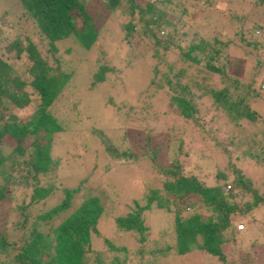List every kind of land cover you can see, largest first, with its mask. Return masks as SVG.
Masks as SVG:
<instances>
[{
  "label": "rangeland",
  "instance_id": "obj_1",
  "mask_svg": "<svg viewBox=\"0 0 264 264\" xmlns=\"http://www.w3.org/2000/svg\"><path fill=\"white\" fill-rule=\"evenodd\" d=\"M135 1L140 6L153 1L164 12L162 16L173 18L182 13L185 5L194 3L192 0H164L163 3L161 0ZM209 1L200 0L204 20H195L196 32L205 38L215 37L221 42H230L227 49L222 48L223 52L226 51L231 59H241L243 66L240 75L236 74L235 77L237 88H232L231 77L223 81L216 74L211 75L212 80L207 86L215 89L226 87L235 96L243 97L255 119L242 118L239 121L241 126L233 127L228 112L208 92L193 86L188 91L189 100L195 108L193 116L186 119L179 115L175 104L166 99V80L171 79L178 64L186 68L183 76L187 77V83L198 71L189 67L174 50L169 53L171 57H167V49L162 50L161 45H154L152 37L143 32L137 9L130 10L126 2H121L106 15L100 34L87 50H82L73 42L71 52L67 54L63 49L71 44L64 40L57 44L56 51L52 53L61 61V69L64 66L70 68L71 65L74 69L65 88L47 108V112L61 126L52 141L54 148H61L64 152L62 162L65 165L53 180L54 183L61 181L59 189L36 204L35 209L24 211L27 226L34 220L35 214L63 198V188L75 187L85 179L79 184L80 190L73 195L68 209L54 217L49 225L39 222V226L42 228L45 225L42 229H47L57 223L66 212L80 203L85 193L102 194L104 213L96 224L98 234L91 235L90 244L97 255L105 254V264H264V202L245 212L244 203L253 199L248 189H240L234 197L227 199L238 208L231 221L242 224L243 231L220 245L222 258L194 249L182 255L174 254L171 251L173 237L169 235L167 238L172 231V213L156 209L153 203L149 210L142 211L140 215L146 228L143 240L138 238V232L117 230L114 223L115 217L133 211L132 199L139 205L144 204L140 200L144 192L156 189L162 196L170 198V194H165L163 184L174 176L159 172L156 166L166 170L173 158L178 159L181 174L193 175L207 185L219 183L225 192H233V169H239L251 182L250 189L264 195V0H211L208 5ZM0 2H4L0 15L5 17L0 24V56L6 58L4 47L15 37H26L47 64L53 65L51 52L45 50L46 41L36 34V27L18 1ZM196 7L192 6V11ZM95 9H100V5L96 3L91 6L92 12ZM127 26L132 28L127 30ZM150 29L159 41L164 39L162 27L158 29L152 25ZM193 29H187L184 36L178 32L171 46L185 48L193 40ZM241 33L243 36H240ZM154 48L156 51L153 52ZM161 50L164 52L163 60L157 58ZM14 51H8V54ZM221 56L218 58L220 63L223 62ZM15 60L16 65L28 62L24 51ZM169 62L172 68L168 71L166 65ZM99 65L110 67V70L105 71L102 80L90 86V75ZM157 69L158 72L154 74ZM161 71L165 72V78L164 74L160 75ZM150 79H159L165 88L163 85L157 87L159 92L151 95L153 86L149 83ZM25 109V113H17L20 120L25 114L32 113L34 107L26 106ZM129 118L134 121L144 118L145 122L129 124ZM125 130L130 132V136L124 135ZM146 135L149 136L148 140L144 138ZM31 137L23 138L21 144L26 145ZM15 142L3 138L0 151L5 153ZM104 143L115 148L116 154L106 153ZM176 147L178 154L171 156L170 149L176 150ZM218 173L226 175V180L217 178ZM227 186H230L229 189ZM17 203L20 204L19 200L14 202ZM179 210L178 214L182 217L193 213L206 217L212 213L200 200L194 207L183 203ZM21 217L19 210H15L7 220ZM14 228L12 222L7 223L8 237L17 243L24 229ZM164 229L166 235L161 237L160 231ZM13 230L15 233L11 234ZM167 244L171 246L167 254L160 256L156 253L159 249H165ZM109 245L115 246V249ZM142 249L151 252L152 256L146 255ZM83 263H90L86 253Z\"/></svg>",
  "mask_w": 264,
  "mask_h": 264
},
{
  "label": "trees",
  "instance_id": "obj_2",
  "mask_svg": "<svg viewBox=\"0 0 264 264\" xmlns=\"http://www.w3.org/2000/svg\"><path fill=\"white\" fill-rule=\"evenodd\" d=\"M17 1L26 16L32 20L36 27V34L46 41L45 50L51 52L54 64H47L45 58L35 50L26 37H15L4 47L7 60L0 56V143L3 138L16 141L5 153L0 151V264H105V254L97 255L90 244L91 235L98 234L96 224L104 213L105 200L102 194L98 196L85 193L80 203L70 212H66L61 220L48 226L47 229H42L45 225H49L59 213L68 209L73 195L80 190L79 184H82L85 179L79 181L75 187L63 188L61 190L64 194L63 198L45 211L35 214L34 220L29 226L26 225L24 211L35 209L36 204L49 196L51 192L59 189L61 181L54 183L55 176L65 165L62 162L65 158L64 152L61 148H54L52 141V137L60 131L61 126L47 112V108L65 88L74 69L72 65L70 68L66 66L64 69L60 68L61 61L59 62V59L53 57L52 54L56 51L57 44L68 40L71 45L63 49L67 54L71 52L73 42H76L82 50H87L100 34L99 31L106 15L121 2H126L130 10L137 9L141 28L144 29L143 32L152 37L154 45H161L162 50L167 49V57H171L169 53L173 50L176 51L189 67L198 71L187 83V77L183 76L186 68H181L182 64H178L171 79H165L166 99L175 104L180 112L179 115L186 119H191L193 116L195 108L189 100L191 97L188 92L193 86L203 92H208L214 101L228 112V119L232 120L233 127L241 126L239 121L242 118L253 121L255 119L253 111L249 109L243 97L235 96V93H231L226 87L215 89L216 87H210L207 84L212 80L211 75L216 74L223 81L231 77L232 88H237L235 77L236 74L240 75L239 71L242 69L243 61L231 59L226 51L223 52L222 48L227 49L230 42H221L215 37L205 38L196 32L195 20L201 22L204 17L203 8H200V0H192L194 3L185 5L186 7L181 9L183 14L180 13L177 18L162 16L164 12L157 8L153 1H147L142 6L138 5L135 0ZM95 2L100 5V9L92 12L91 6L96 4ZM161 2L163 3L164 0ZM3 3L0 2V7L4 6ZM210 3L211 0L208 5ZM194 5L197 7L192 11ZM206 10L209 11L210 8ZM144 15L148 17H143ZM191 15L192 19H189ZM4 19L5 17L0 15V24L4 22ZM152 25L155 28L164 29L162 41H159L150 29ZM1 27L2 25L0 29ZM191 27L194 28L191 31L193 40L185 48L179 45L171 46L178 32L184 36L187 29L190 30ZM131 28L132 26H127V30ZM240 36H243L242 33ZM8 51L15 53L8 54ZM22 51L26 53L28 62L25 65H16L15 59ZM221 52L224 53L223 56ZM159 55L157 58L163 60L164 52L162 51ZM219 56L223 60L222 63L218 61ZM171 68V62H169L166 69L169 71ZM107 70H110V67L99 65L90 75L89 85L92 86L95 81L102 80ZM158 70L154 71V74ZM162 74L165 78V72L161 71L160 75ZM154 80L150 79L151 82H149L153 86L151 95L157 93V87L163 85L165 88L159 79ZM183 81L184 83H181ZM155 104L156 101L153 106ZM26 106L34 107L33 112L29 115L23 114L24 117L20 120L17 113H25ZM127 120L129 124L145 122L144 118L135 119V121L132 118ZM262 127L264 136V120ZM129 133L127 130L124 131V135L130 136ZM30 136L32 137L29 142L22 145V139ZM144 138L148 140L149 136L146 135ZM103 145L106 153L116 154L115 148L107 143ZM175 149H170L171 156L178 154V147ZM156 168L159 172L174 176L171 180H165L163 184L165 194H170V198L162 196L156 189L144 192L140 196L144 204L139 205L136 200L132 199L133 211L126 213L125 216L115 217L114 223L117 230L138 232V238L143 240L145 235L143 232L146 228L142 225L143 220L140 216L142 211L149 210L153 203L156 209L172 213V231L167 234V238L169 235L173 237L172 249L167 244L165 249H159L156 252L160 256L167 254L170 249L178 255L194 249L222 258L220 245L231 241L234 235L243 231V225L242 229H238V224L232 223L231 216L238 208L234 203H229L227 199L234 197L240 189H248L253 199L244 203L245 212L264 202V195H258L255 190L250 189L251 182L241 174L239 169H233V192H225L224 187L219 183L207 185L193 175L181 174V166L177 158L171 160L166 170H162L160 166ZM216 176L226 180V175L223 173H218ZM17 200L20 204H14ZM198 200L212 212L211 215L202 217L198 213H193L182 217L178 214L181 204L185 203V205L194 207ZM15 210H19L22 217L13 221L7 220V217ZM11 222L15 230L24 229L23 233L18 236L17 239L20 241L17 243L8 237L6 231L7 223ZM39 222L47 224L40 228ZM15 230L11 234L15 233ZM165 230L160 231L161 237L166 235ZM109 246L115 249V246ZM142 251L152 256L151 252L144 249ZM85 253L88 254L90 263H83Z\"/></svg>",
  "mask_w": 264,
  "mask_h": 264
},
{
  "label": "built area",
  "instance_id": "obj_3",
  "mask_svg": "<svg viewBox=\"0 0 264 264\" xmlns=\"http://www.w3.org/2000/svg\"><path fill=\"white\" fill-rule=\"evenodd\" d=\"M229 187H230V186H227V189H229ZM237 228H238V229H242V224H238V225H237Z\"/></svg>",
  "mask_w": 264,
  "mask_h": 264
}]
</instances>
